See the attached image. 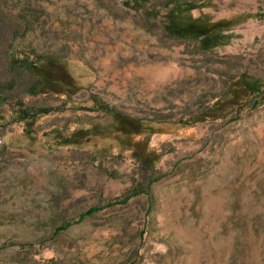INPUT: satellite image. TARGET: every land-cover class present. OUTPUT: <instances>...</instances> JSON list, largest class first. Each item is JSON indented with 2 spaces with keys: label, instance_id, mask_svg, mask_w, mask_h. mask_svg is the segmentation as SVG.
<instances>
[{
  "label": "rangeland",
  "instance_id": "rangeland-1",
  "mask_svg": "<svg viewBox=\"0 0 264 264\" xmlns=\"http://www.w3.org/2000/svg\"><path fill=\"white\" fill-rule=\"evenodd\" d=\"M0 264H264V0H0Z\"/></svg>",
  "mask_w": 264,
  "mask_h": 264
},
{
  "label": "trees",
  "instance_id": "trees-1",
  "mask_svg": "<svg viewBox=\"0 0 264 264\" xmlns=\"http://www.w3.org/2000/svg\"><path fill=\"white\" fill-rule=\"evenodd\" d=\"M186 7V6H184ZM179 9V8H178ZM193 11V10H192ZM185 15H179L178 17H181L182 19L187 20V23L185 24L186 28L192 29L193 27H197L198 29H201L202 31L208 32L209 34H215L219 31V26L221 23H212L210 22L207 18L202 17V18H193L191 16V10L188 8L185 10ZM179 14V13H178ZM12 64L16 67H20L23 70L29 72L31 75H33L36 79L37 82L30 91L32 95H42L43 93L45 94L46 89L50 90L52 87V84H59L61 87H63V91L60 92L61 95H68V96H73L78 94L82 88L79 86L78 82L69 74H67L64 70L65 75L58 74L57 72L52 73L53 79H51V76L46 74H40L43 69L46 67H60V63H57L55 61H49L44 57H39L36 60H30V58H24L22 60L19 59H13ZM245 88L248 90V87L245 85ZM45 89V90H44ZM251 91V90H250ZM253 94V93H251ZM43 113H46L44 111L42 112H32L27 109H22L21 111L18 112V117L21 122H24L27 128L31 127L33 128L36 123H37V118H39ZM194 123L193 121H191ZM190 123L187 122H181L178 123V125H184L189 126L191 125ZM198 123V122H197ZM158 123L155 122H142L140 124H135L134 128L130 129H136V130H143L147 131L149 133H152L150 131H156ZM121 127H126L124 124H120ZM29 133V132H28ZM136 133V132H135ZM149 137L152 136V134H148ZM132 195L127 197L125 201L119 202L120 200H117L114 202V204H120V203H125L127 202ZM98 211L97 208L92 209L90 212H88L86 215H91ZM84 214L82 215L81 219L84 218ZM69 226V225H68ZM66 226V227H68ZM63 230L62 228H58V232H61Z\"/></svg>",
  "mask_w": 264,
  "mask_h": 264
}]
</instances>
